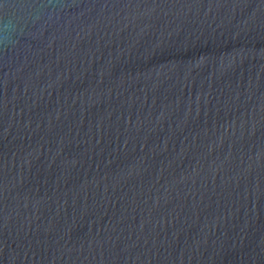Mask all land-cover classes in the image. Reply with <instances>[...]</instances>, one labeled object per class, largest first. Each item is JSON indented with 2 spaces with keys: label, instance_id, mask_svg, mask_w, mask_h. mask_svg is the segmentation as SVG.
<instances>
[{
  "label": "water",
  "instance_id": "obj_1",
  "mask_svg": "<svg viewBox=\"0 0 264 264\" xmlns=\"http://www.w3.org/2000/svg\"><path fill=\"white\" fill-rule=\"evenodd\" d=\"M0 264H264V0H0Z\"/></svg>",
  "mask_w": 264,
  "mask_h": 264
},
{
  "label": "clouds",
  "instance_id": "obj_2",
  "mask_svg": "<svg viewBox=\"0 0 264 264\" xmlns=\"http://www.w3.org/2000/svg\"><path fill=\"white\" fill-rule=\"evenodd\" d=\"M14 31H15V25L12 22H9V24L6 27V34L7 35L5 38L10 41Z\"/></svg>",
  "mask_w": 264,
  "mask_h": 264
}]
</instances>
